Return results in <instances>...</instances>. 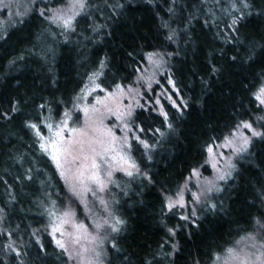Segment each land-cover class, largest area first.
<instances>
[{"label":"trees","instance_id":"trees-1","mask_svg":"<svg viewBox=\"0 0 264 264\" xmlns=\"http://www.w3.org/2000/svg\"><path fill=\"white\" fill-rule=\"evenodd\" d=\"M29 1L13 23L0 13V114H8L0 116V264H72L50 232V213L68 207L67 188L36 131L44 137L46 125L80 101L93 72L102 73L95 83L104 90L133 84L150 52L160 53V79L174 82L179 110L162 100L167 122L151 105L130 116L136 168L132 176L114 175L110 215L124 224L106 246L104 264H213L257 232L256 221L264 223V139L252 138L214 198L215 210L184 221L166 198L194 169L206 172L207 145L223 141L241 120L264 132L257 119L264 109L253 98L264 83V0H248L243 11L251 14L231 27L242 15L239 0H87L74 31L40 16L43 9L51 17L67 0ZM71 209L84 217L77 201Z\"/></svg>","mask_w":264,"mask_h":264},{"label":"rangeland","instance_id":"rangeland-1","mask_svg":"<svg viewBox=\"0 0 264 264\" xmlns=\"http://www.w3.org/2000/svg\"><path fill=\"white\" fill-rule=\"evenodd\" d=\"M29 4L30 1L28 2V0H0V13L4 12L3 21L5 23H13L16 20L15 18L21 16L23 11L29 7ZM64 7L65 6L61 8ZM153 61L148 60L144 68L138 73V76L136 77L133 84L121 87L120 90L114 88L113 90L103 89V91H101V88H96L94 91H92L91 89L94 88V85H90L87 88L85 94L81 96L80 101L73 103L69 109H65V111L62 112V115L59 118L54 117L55 120L49 123V125L53 126V131H55V127L59 125L62 120L67 119L64 116V113L68 112L70 119H68L67 128L69 130L73 128L87 130L86 136L75 135L70 131H66L64 133L65 140L71 142V151L66 156L63 154L61 155L60 163L62 170L65 171L66 175H68L70 179L71 176L76 173L77 168L79 167L78 163L74 164L72 162L73 157L76 155L91 156V153L87 150L89 141L110 140L111 138L105 135L106 130L108 129H111L112 133L116 137L115 142L110 145L115 150L109 151L106 154L105 160L103 161L97 158V163L100 164V175L105 179L107 187L103 192L97 191L96 195L88 193L85 197L84 203L77 201L82 206L85 219L84 217H78L75 213L74 217L70 219L68 224L61 225L63 213L66 210L62 209L61 211L55 213V216H53V220L50 224V232L52 235L55 236L56 240H61L64 242L68 248V253L71 254L72 264H86L87 260L92 257L91 252L85 253L83 250L86 248H93V244L90 242L91 237L96 236L97 234L102 237H107L103 241L104 254L101 257L102 264H104L105 249L106 246L111 243L114 233L111 231V228L107 227V225H104L101 229L97 230L95 228V224L103 225L105 220H107L109 224L113 222L111 219L109 206L111 204L110 200L111 202L113 200L111 189L115 182V179L113 180L114 175L121 172V175L123 176L125 171L121 169H132L128 168L127 163L120 160V156L123 155L125 159L131 163V158L128 153V149L130 147L129 132L125 130V125H129L130 119V117L127 115L128 111L131 110V112H133L139 107L149 105L160 110L162 106V100H167L170 102L169 97L174 100L172 92H175V90H173V86L168 83L169 79H171L170 76H165V80L160 79V76L164 72L162 58L160 56L154 57ZM113 93L114 95H112ZM157 100L160 101L159 104L156 103ZM261 107L264 109V106ZM85 108L88 109L87 115L84 111ZM78 110L80 112L79 115H77ZM118 116L122 118L118 119ZM78 120V124L69 127V125L77 122ZM252 126L256 131H258L254 124ZM51 135L52 133L48 131L46 135H44V141H47ZM236 135V143L232 146L219 147L218 145H221L223 141L213 145L214 154L210 156L207 152L205 157V165L207 167L206 172L196 170L198 173L197 175H193L192 172L183 183L179 191L171 198L173 201H177L180 199V194L182 193V203L184 204V207L181 208L179 205L175 207V209L180 211V216L188 215L190 218L194 217L191 215L193 209H195V212L197 213L198 210L209 208L208 205L212 204L214 198L219 195L221 191H207L210 186L209 182H212V184H214L216 187L222 189L226 181L218 180V175L225 171H229L227 168L228 163L231 162L236 165L237 161L244 154L235 153L233 148L239 147L243 143L240 137L247 136L251 138V141L253 138L252 133L249 130L242 128L236 132ZM125 138H127V144L124 143ZM82 144L85 149L83 153L80 152ZM93 146L97 149V151L101 150L100 144H94ZM52 151L53 150L51 147H49L47 153L50 157ZM81 163L90 166L91 160L89 159L87 161H81ZM212 163L216 164L215 168L212 167ZM54 164L56 166L55 162ZM58 172L60 173V170H58ZM108 172H111V182L107 181ZM233 172L234 170L232 171V174ZM90 186L93 189L96 188V185L94 184ZM109 186L111 187L109 190L110 198L107 194ZM201 193H204V195H200ZM193 194L200 195L201 202L199 204H197L193 199ZM58 195L59 199H61L62 196L60 194ZM101 200L105 201L107 209H105L104 204L100 203ZM58 203L60 204V201ZM181 209L183 210L182 212ZM80 223L86 225L88 234H82L74 227V225ZM53 226H60L63 235H61V232L53 233ZM249 235L256 237L255 243L257 244V248H252L251 244L253 241L246 239V237L240 243H236L232 249L236 250V252L240 253L241 255L243 253L258 255L259 251H264L259 250V245L262 242L257 237V235H259L261 238L263 231L259 229L257 232ZM77 236H80L78 243L76 242ZM226 260H228V264H238L237 261L229 259L228 251L213 264H225Z\"/></svg>","mask_w":264,"mask_h":264},{"label":"snow or ice","instance_id":"snow-or-ice-1","mask_svg":"<svg viewBox=\"0 0 264 264\" xmlns=\"http://www.w3.org/2000/svg\"><path fill=\"white\" fill-rule=\"evenodd\" d=\"M239 4H240L239 10L242 12V15L239 18H234L232 20V25H230V27L236 25L238 19H243L245 15L251 14L250 12L245 13L243 11V10L251 8V4L248 2V0H239ZM86 7H87V0H67V4L65 5L64 8L55 9L52 11L51 17L46 16L45 10H43V9H41V11H40V16L44 17L45 19H48L49 23H55V24H57V26L63 27L65 30L74 31V28L72 27L74 20L76 19L77 16L81 15L84 12V9ZM232 8H233V10H237L235 3H233ZM0 38H3V37H0ZM172 38H173L172 36L168 37L169 40H171ZM159 56H160V53L150 52V53H147L146 58L149 61H153L154 57H159ZM233 59H235V57H233ZM100 67H101V69L106 67L105 61H103V60L100 61ZM213 71L215 72L217 70L213 69ZM101 74L102 73L100 71H97V72H93L89 76V82L94 85V88L91 89L92 91H94L96 88H100V85L96 84L95 81ZM168 83L170 85H172L173 90H175L174 82L171 79H169ZM85 87L87 88L88 85H86ZM116 88H117V90H120L121 85L117 84ZM82 91H84V90H82ZM101 91H103V89H101ZM112 95H114V93ZM253 98L255 101L258 102V106H264V83H261L255 89V91L253 92ZM77 99H79V96L77 97ZM169 100L172 104V107L177 108L179 110V106L177 105V103L174 100L171 99V97H169ZM156 103L159 104L160 101L157 100ZM43 107H44V105L41 104L40 108H43ZM16 111H18L17 107L15 105L11 106V112L15 113ZM84 111H85V114L87 115L88 109L85 108ZM127 115L129 117L132 115L131 110L128 111ZM159 115L163 116L164 121L167 122L168 114L162 106L160 108ZM0 116H3V118H8L7 113L0 114ZM64 116L67 119L62 120L61 123L55 127V131H53L52 125H46V127L49 129V132L52 133V135L48 138L47 141H44V137L41 135L40 130L36 131V135L38 136V138L41 141H43L39 145L40 148L45 152L48 151L49 147H51V149L53 150L51 153V159L56 163L57 169L60 170L61 178L64 179L65 183H66V188H67L66 195L68 197L69 204H68L67 209L63 213V219L61 220V225L68 224L70 219L72 217H74L75 213L71 209V204L74 201H79L80 203H84L85 197L87 196L88 193H91L92 195H96L97 191L103 192L105 190V188L107 187V183H106L105 179L100 175V164L97 163V158H99V160H101V161L105 160L106 154L109 151L115 150L110 145L113 144L116 140V137L112 133V130L108 129V130H106L105 135L107 137H110L111 138L110 140L89 141L88 145H87V150H88V152L91 153V156H89V155H83V156L76 155L73 157L72 162L74 164L78 163L79 167L77 168L76 173L73 174L71 176V179H70L69 176L66 175L65 171L62 170V166L60 163L61 155L63 154L66 156L71 151V147H70L71 142L65 140L64 133L66 131H70L72 134H75V135L86 136L87 130L86 129H76V128L69 130L67 128V122H68V119H70V115L68 112H65ZM120 118H122V117L118 116V119H120ZM257 119L258 120H264V115L257 117ZM25 126L28 128H31V129H37V125L33 124V123H27ZM168 127H171V125L169 124ZM241 128L249 130L252 133V137L264 139V132L256 131L250 122L241 120L235 126V130L231 131L228 135H225L223 138V143L221 145H218V146L224 147V146L234 145L236 143V140H237L236 132ZM125 130L127 132H132V129L130 127H128L127 125H125ZM139 131L143 132L144 129L140 128ZM157 131H159V129H157ZM134 139H136V141L139 144H141L142 146H144L145 148L149 147V145L144 140L140 139L138 136H134ZM240 139H242L243 143L239 147L233 148V151L237 154L247 152L248 146L251 144V138H249L247 136L240 137ZM124 143L127 144V138H125ZM94 144H100L101 150L97 151V149L93 146ZM214 144H215V141H213V143H211V144H208L206 147V151L208 152V154L210 156H212L214 154V148H213ZM84 150L85 149H84L83 144H82L80 152L83 153ZM89 159L91 160L90 166L81 163V161H87ZM120 160L127 163L128 168H136L135 163L134 162L129 163L128 160H126L123 155L120 156ZM212 167L215 168L216 164L212 163ZM227 168L229 169V171H225L222 174L218 175V177H217L218 180L227 181L228 179L232 178V171L235 170L236 165L229 162L227 165ZM89 169H90V172H89ZM121 170H124L125 174L128 176L133 175V172L130 170H125V169H121ZM192 174L197 175L198 173L194 169ZM107 181L111 182V172H108V174H107ZM92 184L96 185L95 189H93L90 186ZM209 185L210 186L207 189L208 192H211L213 190H215L216 192L221 191V188L216 187L214 184H212V182H209ZM185 187H186V185H185ZM200 195H204V193H201ZM200 195L193 194V199L195 200V202L197 204H199L201 202ZM260 198L262 201H264V193L261 194ZM166 199H167L166 207L168 208L169 211H172V209L177 207V205H179V207H181V208L184 207V204L182 203V199H183L182 193L180 194V199L177 201H173L171 198H166ZM100 203L104 204L105 209H107V205L105 204V201L101 200ZM208 207L211 208L212 210L216 209L215 204H210V205H208ZM50 215L55 216V212H51ZM191 215L192 216L196 215L195 209H193ZM180 219H182L184 221H189V216L188 215H182L180 217ZM123 224H124L123 220H121L119 218H114L113 222L111 224H109L108 221L105 220L103 225L95 224V228L97 230H99L104 225H107V227L111 228V231L113 233H117L120 231V228L118 226L123 225ZM256 224L259 226V228L261 230H264V223H262L260 219H258L256 221ZM74 227L77 229L78 232H81L82 234H88V229H87L85 224H83V223L76 224V225H74ZM52 232L53 233L61 232V227L60 226H53ZM168 232L170 235H175V231L173 229H168ZM61 235H63V232H61ZM106 238L107 237H102L99 234L91 237L90 242L93 244V248L92 249L86 248L83 250L85 253H87V252L92 253V257L87 260L86 264H102L101 257L104 254V252H103V241ZM246 239L253 241V243L251 244L252 248H257V244L255 243V241H256L255 236H249ZM79 240H80V236H77L76 242L78 243ZM55 242H56V245L62 251L68 252V248L66 247L64 242H62L61 240H56ZM112 247L113 248L116 247L115 243H113ZM173 249L176 250L175 245L173 246ZM259 250H264V243H261L259 245ZM117 251H119V249H117ZM227 251L229 254V259L233 260V261H237L238 264H264V251H259L258 255H254L251 253H243L241 255L240 253L236 252V250H234L232 248H229ZM18 255H19V253H18ZM69 258L71 259V254H69ZM219 259H220V257H217V260H219ZM225 264H228V260L225 261Z\"/></svg>","mask_w":264,"mask_h":264}]
</instances>
